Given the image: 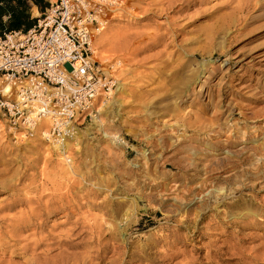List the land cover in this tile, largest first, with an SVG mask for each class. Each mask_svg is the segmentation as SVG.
<instances>
[{
    "label": "rangeland",
    "instance_id": "1",
    "mask_svg": "<svg viewBox=\"0 0 264 264\" xmlns=\"http://www.w3.org/2000/svg\"><path fill=\"white\" fill-rule=\"evenodd\" d=\"M105 11L115 86L64 154L2 121L0 264H264V0Z\"/></svg>",
    "mask_w": 264,
    "mask_h": 264
},
{
    "label": "built area",
    "instance_id": "2",
    "mask_svg": "<svg viewBox=\"0 0 264 264\" xmlns=\"http://www.w3.org/2000/svg\"><path fill=\"white\" fill-rule=\"evenodd\" d=\"M11 18L7 12L0 24V119L61 144L73 138L79 119L98 113L96 102L115 86L95 59L105 0H48L27 30H9Z\"/></svg>",
    "mask_w": 264,
    "mask_h": 264
},
{
    "label": "bare ground",
    "instance_id": "3",
    "mask_svg": "<svg viewBox=\"0 0 264 264\" xmlns=\"http://www.w3.org/2000/svg\"><path fill=\"white\" fill-rule=\"evenodd\" d=\"M52 2H53V1H52ZM33 12H35V14H39V12H36L35 9H34ZM104 29H105V28H104ZM103 36H104V34H103L102 31H101V32L95 37L94 42L98 45L99 43H101L100 41L102 40V38H104ZM99 46H100V45H99ZM99 46H98V47H99ZM96 53H97V52H96ZM96 53H95V56H96ZM100 57H101V56H100ZM102 58H103V57H102ZM102 58H101V59H102ZM103 62H104V61H103ZM105 62H106V61H105ZM104 65H105V64H104ZM106 70H107V69H106ZM106 70H105L104 72H105L107 75H109V76L111 75V76H112V73H111V72H108V73H107ZM117 88H118V87H117ZM108 104H110V102L106 103V106H107ZM104 106H105V105H102L101 108L104 109ZM98 109H99V108H98ZM97 111H98V110H97ZM99 111H100V110H99ZM101 111H102V110H101ZM106 112H107V111H106ZM101 113H103V112H101ZM2 121L5 122V123L7 122V121H5V120L0 119V132H2L3 130H7V129H10L11 131H14V130H15V129L9 127V126H5V124H3ZM44 123H45V125H48V124H49V121L47 120V121H45ZM35 133H37V132H35ZM77 133L79 134V132H77ZM38 134H39V133H38ZM75 134H76V133H75ZM105 135H106V134H105ZM107 135H108V134H107ZM108 136H109V135H108ZM110 136H111V135H110ZM110 136H109V137H110ZM111 137L114 138V139L116 138L115 135H112ZM39 138H41V140L44 141L40 135H39ZM71 140H72V139H71ZM117 141H118V140H117ZM51 143L53 144V146H54L53 149H54L56 152L58 151L61 155L64 154V153L62 152L63 150H61V149H62L63 147H66L65 144L63 145L62 143H61V144L58 143L57 145H55L53 142H51ZM120 143H121V142H120ZM52 144H51V145H52ZM63 161L66 163V165H67V169L70 170V169L72 168V165H71L72 162L69 161L67 157H66V158H63ZM71 172H72V171H71ZM73 175H74V174H73ZM132 204H133V202H132ZM131 206H132V205H131ZM125 217H126V220H127L128 217H130V216H128L127 214H125L123 218H125ZM122 220H123V219H122Z\"/></svg>",
    "mask_w": 264,
    "mask_h": 264
},
{
    "label": "crops",
    "instance_id": "4",
    "mask_svg": "<svg viewBox=\"0 0 264 264\" xmlns=\"http://www.w3.org/2000/svg\"><path fill=\"white\" fill-rule=\"evenodd\" d=\"M30 1H31V4L27 3L25 0H21V2L23 3V5H21V6L23 8H24V6L25 7L28 6L29 7V11L31 13H33V15H34V12H33L34 9L36 10V12H38L39 10H41V9L44 10L45 8L48 7V0H43L41 4L38 3L37 5L35 4V1L34 0H30ZM0 3H1L0 10H2V12L4 13V15H6L7 12H10V13H12V11L17 12V10L19 9L17 7L16 0H0ZM12 15H13V13H12ZM1 19H2V17L0 18V24H1ZM8 23L6 24V26L8 25ZM32 26L30 25L28 28H30ZM21 28H23L24 30H27L28 29V28H25L24 26H21Z\"/></svg>",
    "mask_w": 264,
    "mask_h": 264
},
{
    "label": "trees",
    "instance_id": "5",
    "mask_svg": "<svg viewBox=\"0 0 264 264\" xmlns=\"http://www.w3.org/2000/svg\"><path fill=\"white\" fill-rule=\"evenodd\" d=\"M35 4L37 5L38 3L41 4L43 0H34ZM17 2V7L19 8L17 12L12 11L13 15L11 20L9 21L7 28L9 30H16L19 31L21 30V26H24L25 28H28L30 26L29 23L26 22V14L23 12V3L21 0H16ZM4 16V13L2 10H0V18ZM29 29V28H28Z\"/></svg>",
    "mask_w": 264,
    "mask_h": 264
}]
</instances>
